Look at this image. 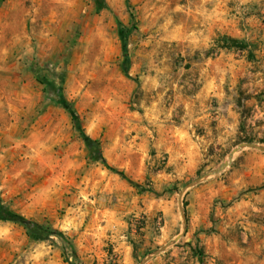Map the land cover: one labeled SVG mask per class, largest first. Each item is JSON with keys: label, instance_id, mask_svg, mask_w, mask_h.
Instances as JSON below:
<instances>
[{"label": "rangeland", "instance_id": "1", "mask_svg": "<svg viewBox=\"0 0 264 264\" xmlns=\"http://www.w3.org/2000/svg\"><path fill=\"white\" fill-rule=\"evenodd\" d=\"M105 3L0 0V264H264V0Z\"/></svg>", "mask_w": 264, "mask_h": 264}, {"label": "trees", "instance_id": "2", "mask_svg": "<svg viewBox=\"0 0 264 264\" xmlns=\"http://www.w3.org/2000/svg\"><path fill=\"white\" fill-rule=\"evenodd\" d=\"M95 2L97 4L98 9L101 10V9L106 8L105 0H95ZM127 2L129 3V0H127ZM129 34H130V31H128L124 34L123 50H124V55H125L126 59H128L127 40H128ZM217 45L221 49H229V50L236 49V50H240V51H248V49H249V45L247 43L240 41L238 39L232 38V37H228V36L220 37L217 40ZM59 104L70 114L72 121H73V124H74V129L79 133L80 137L86 143V145L90 151V157L97 156L98 161H100L102 164H104V166L106 168H108L111 171L117 172L113 167L108 165L105 157L103 156L102 148H101V142L99 140L91 139L86 134L82 120H81V117H80L79 113L77 112V110L75 109V107L69 101L65 100L64 98L60 99ZM120 174L122 176H124L123 173H120ZM0 221L12 222V223L22 225L26 229H28V232H30V233H33V232L35 233L36 231H38V232H41L47 236H60L61 238H65L62 232L54 230L50 226H44V225H40L36 222L30 221V220L26 219L25 217L11 211L8 207H6V205L4 204L1 197H0ZM69 245L71 246L72 252L74 254V258L76 260H79L73 244H71L69 242Z\"/></svg>", "mask_w": 264, "mask_h": 264}]
</instances>
